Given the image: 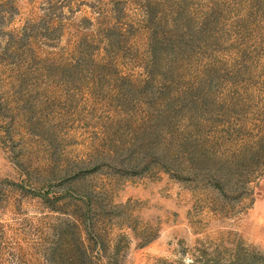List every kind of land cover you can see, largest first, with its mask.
<instances>
[{"label":"rangeland","instance_id":"374dc122","mask_svg":"<svg viewBox=\"0 0 264 264\" xmlns=\"http://www.w3.org/2000/svg\"><path fill=\"white\" fill-rule=\"evenodd\" d=\"M0 264H264V0H0Z\"/></svg>","mask_w":264,"mask_h":264},{"label":"trees","instance_id":"16d2710c","mask_svg":"<svg viewBox=\"0 0 264 264\" xmlns=\"http://www.w3.org/2000/svg\"><path fill=\"white\" fill-rule=\"evenodd\" d=\"M81 254V256H83V254L82 253H80Z\"/></svg>","mask_w":264,"mask_h":264}]
</instances>
